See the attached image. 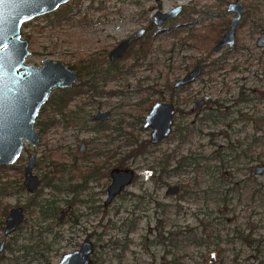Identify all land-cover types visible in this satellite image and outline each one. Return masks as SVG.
Instances as JSON below:
<instances>
[{
	"label": "rangeland",
	"instance_id": "obj_1",
	"mask_svg": "<svg viewBox=\"0 0 264 264\" xmlns=\"http://www.w3.org/2000/svg\"><path fill=\"white\" fill-rule=\"evenodd\" d=\"M93 1L98 0H71L52 13L35 17L24 23L21 27V36L27 39L30 51L26 63L40 66L43 59H50L59 60L67 66L78 67L82 59H94V51L99 46L100 39L110 36V39L105 38L103 42L111 45L113 41L124 36L125 32L120 24L122 21L119 19L120 14L117 15L119 21L114 22V26L110 24L99 26L95 20L97 14L94 10L87 7L84 11V8ZM108 1L115 4L118 2V7H127V9L131 7V11L123 13L125 17L135 11L133 5L128 3L132 0ZM143 1H145L146 10L150 11L149 15L153 14L156 7L163 12L169 11L176 5L185 7V12L181 17L179 16L180 18L164 24L166 31L182 22L191 8L200 10V13L191 15L196 20L191 27H184L182 31L177 30L171 34L165 32L158 36L154 43L156 47L154 57L158 61L155 68L123 76L117 81L108 82L102 86V90H117L116 95L98 96L93 95L94 92H88L76 96L70 105V110H73L75 106L82 107V117L79 120L73 122L70 118L62 119L61 115H55L56 125L50 126L40 134L39 143L35 147L28 145L11 168H0V186L7 184L11 192L2 202L9 206L25 205L30 200L37 203V206L26 214L20 238L15 243L16 252L8 250L3 252L4 258L0 260V264H55L64 253L78 248L85 239H89L94 244V254L90 264H168L171 255L165 256L164 252L168 247H165L167 242H163L167 231L197 227L199 232L202 224L206 226V232L210 235L204 239L208 242V247L206 244L198 247L191 246L188 250L193 257L183 258L185 264H204L205 261H209V264H220V260L221 264H259L260 261H264V205L258 200L253 202L250 191H247L248 186L251 189L254 188L253 178H256L258 185L264 183V173L248 178L250 167L261 165L264 157L259 162L244 158H239L235 162L229 158L227 163L229 166L224 170V175L221 177L217 174L213 175L218 179L213 180L205 173V163L207 165L210 161L207 156L213 158V155L217 153L216 150L223 153V151L226 152L224 149L231 150V147H236L238 144H241L243 148L247 141L250 142L251 135L260 136L264 131V124L262 129L256 130L259 125L256 122L264 113V99H261L264 98V46L256 45V40L262 33L259 27H264V0ZM231 1H239L244 6L242 20L236 30V44L233 51L223 49L217 53L210 52L215 41H213L214 31L209 30V27L213 28L218 22L225 21L224 28H226L227 21L232 17V14L226 11V6ZM257 5H259L258 8ZM251 6H255V9ZM202 11L205 13H201ZM207 11L210 12L209 16L212 13L219 14L218 18L214 16L201 21L205 18ZM64 16L69 17V20L63 18ZM128 26L132 29L136 28L135 24ZM98 29L101 30L98 31ZM28 34L31 35L30 40ZM180 39L187 40L182 49L176 45ZM223 55L227 58L218 71L210 72L209 68L205 67L202 76L180 92V101L176 105L183 109V113L176 114L172 134L161 143L146 148L147 152L138 157L123 160V156L132 154L127 143L148 142L149 139L150 129L142 127L146 110L143 111L142 105L139 107L137 104L143 98H148L147 104L158 99L168 100L167 94L161 97L158 94L148 97V92L142 90L135 93L138 86L146 88L155 85V89H163L166 80L173 84L183 74L184 66L196 61H204L206 64L215 63ZM140 80L143 81L140 82ZM242 86L245 87L243 92L248 98L246 102L239 100ZM51 97L57 100L58 92L54 90ZM206 98L209 100H206L207 102L197 112L191 110L194 100ZM215 100L222 104L217 112L212 109L217 105L211 102ZM147 104L144 107L148 106ZM223 107H228L231 111L225 118L222 116L225 112ZM97 108L111 111L109 126L118 125L122 129L118 132L106 131L105 133L85 130L84 127L92 125L91 116ZM210 108L211 114H209ZM45 112L51 118L54 115L53 110L48 106ZM206 117H216L215 119L220 121L214 124ZM65 121L70 123L65 126ZM183 127L186 129L184 128L179 134L178 129ZM221 131L227 132L228 135ZM186 133H189L188 137L181 138L180 135L185 136ZM80 139L92 140L95 147L100 146L116 151L114 160H123L122 166L118 164L116 166L135 173L130 185L125 187L109 206L105 209L100 208L96 213H91L88 207L79 202V199L87 197L85 192L78 197V194L64 190L69 184L77 183L78 179L66 182L64 180L68 176L64 173L62 179H57L54 183L61 187L60 191L46 186L42 181L49 177L46 173L47 166H50L49 161L65 164L66 168L70 167L71 155H75L76 142ZM173 151L177 154V158L181 156L187 157L188 160H191L193 156L206 158L202 161L203 164H197L198 160H195L198 173L193 171V168H196L195 164L186 163L187 167L181 168L170 176L167 185H161L151 176L153 166L151 162H155L156 157L159 156L162 159ZM258 152L264 156V145L257 147L252 155L255 156ZM30 153L35 154L37 160V166L33 172L41 180L37 193L33 195L27 193L24 188L16 191L17 188H21L20 185L23 182V171L19 170L23 169ZM237 153L238 151L234 154ZM100 160L103 159L100 158ZM211 160L210 164H218L216 158ZM173 166L175 164H172L170 168ZM71 173L78 175V172L72 170ZM194 177L198 178V185L193 192L189 182L193 181ZM176 183L181 185L180 192L166 196L164 192L167 187ZM107 184L106 180H102L100 188L104 191ZM208 184H213L214 189H218L214 191V194L220 197L227 194V188L233 187V190H229L232 200L228 205L222 203L223 201L205 203L207 196L201 191L206 189ZM91 190L99 189L92 188L89 192ZM198 190L200 192L197 193ZM105 195V193L99 194L97 198L99 201L91 205L102 204ZM68 202L72 205L70 216L59 223L57 221L59 211L64 209ZM50 204L59 207L55 218L42 219L38 205H42V209L47 212ZM207 212H210V217L204 215ZM209 218L213 221L207 225ZM133 223L134 229L129 230V226ZM240 228L244 230V234H247L249 230L253 231L250 237L256 240L253 249L238 241L232 245L223 242L234 235V229ZM30 234L33 237L32 241L35 242L32 244L34 245L32 250L37 249L39 252L40 249L39 254L42 255H34L32 260L30 255L27 258L22 257L23 245H31V242L24 241V238L29 237ZM210 252H215L216 255L211 262Z\"/></svg>",
	"mask_w": 264,
	"mask_h": 264
},
{
	"label": "flooded vegetation",
	"instance_id": "obj_2",
	"mask_svg": "<svg viewBox=\"0 0 264 264\" xmlns=\"http://www.w3.org/2000/svg\"><path fill=\"white\" fill-rule=\"evenodd\" d=\"M231 2H234V1H231ZM235 2H239V1H235ZM128 3L133 5V8L135 9V11L132 12V14L130 16H127V17H125L123 15V13L131 11V7H128V9H127V7H118V5H117L118 2H116V4H115L114 2L108 1V0H98V1L90 2L88 4V6H86L84 8V11L87 9V7L90 10H94V12L97 14L95 20L99 24V26H107L108 24L114 26V22L116 23L117 21H119L118 18H117V15L120 14V18L119 19L122 21V22H120V24H122V29H124L125 35L122 36L119 40L113 41L111 45H108L107 42H103L105 40V38H109L110 39L111 38L110 36L109 37L105 36L104 38L100 39L99 46L96 47L95 51H94V59H90V60L82 59L81 61H79V66L78 67L80 69L81 75L79 74L77 69L68 66L69 68L74 70L76 72V74H77L76 82L73 83L71 85V87H69V88H72L75 84H77L79 82L87 83V82H91L92 81V82L96 83V86H97L96 90H95L96 92L93 91L92 88H90V89H88V91H86L84 93H88V92H92L93 93L94 92L93 95H98V96H100V95L113 96V95L118 94L117 90H102L103 89L102 86L106 85L108 82L117 81L123 76L131 75V74H135V73H139V72H143V71H147V70L155 68V66L157 65L158 61L154 57L155 56L154 54L156 52V47H154V43L157 40L158 36L162 35L165 32H166V34H171L172 32H175L177 30L182 31L184 27H187V26L191 27V25L194 24L195 21H196L195 19H193L191 17V15L200 13L199 12L200 10L196 11V10H192V8H191V10L187 14L188 16L187 17H183L184 20L182 22L177 23L176 25H174L173 28H171V30L169 29V30L166 31V28L163 27L164 24H166L167 22H169L171 20H174L175 18H180L181 15H183V13L185 12V7L183 5H176V6H180V10H179L178 14L176 16H174L173 18H170V19L166 20L161 26H157L154 23L153 15L157 11L163 12V11L159 10L158 7L155 8L156 10L153 12L152 15H149L150 11H149V9L146 10L145 1H143V0H132V1L128 2ZM229 3H227V6H228ZM239 3H241V2H239ZM126 4H127V2H126ZM176 6H174V7H176ZM227 6H226V11L228 13L232 14V17H233L235 14L233 12L228 11L227 10ZM243 12H244V6H243ZM201 13L204 14L205 12L202 11ZM209 13L210 12L207 11L205 16H204L205 18L201 19V21H204V19L208 20V19H210V17H214V16L218 18L219 14H213L212 13L209 16ZM231 18H230V20H231ZM230 20L227 21V26H228ZM146 21H147V24H145ZM222 22H224V21H222ZM129 24H132V25L135 24L136 28L132 29L131 26H128ZM227 26H226V28H227ZM226 28H224L223 31L215 39V42L212 45V48H211L210 52H215L213 50V46L218 41V39L221 37V35L223 34V32L225 31ZM210 29H212V26L209 27V30ZM100 30L101 29H98V31H100ZM189 31L191 32L192 30L190 29ZM236 38H237V35H236ZM112 39H113V37H112ZM123 41H128V44H127L125 50L123 51V53H121V55L118 58H116L114 60H111L109 58L110 52ZM186 41H187L186 39L185 40L184 39H180V40H178V44H176V45H178L179 49H182L183 46H185V42ZM235 44H236V39H235ZM235 44H234V46H235ZM234 46L232 48H230V49L228 47H224L221 50L227 49V51H233ZM221 50H219L218 52H220ZM215 53H217V52H215ZM226 53H228V52H226ZM226 58H225V55H223L222 58H219L216 62L214 61L215 63L212 62L211 64H209V63L206 64L204 61H196L193 64L186 65L183 68V74L173 84H170L169 81H167V80L164 82V85H163L164 88L163 89H155V85L154 86H150V87H146V88H141L140 86H138L137 90H135V93H138L139 91L142 90L144 92H148V94H149L148 97L152 96V95H157V94L161 97V95L164 96V95L167 94L168 100H165V99L154 100L153 102H149V103H151L149 105V103L147 104L148 98H143V99L140 100V102L137 104V106L140 107L142 105L141 109H143V111L146 110V114H147L149 109H150V107H151V105L154 102H156V101H163V102L172 103L174 105V108H175V114H174V117H173V126H172V131L170 133V135H171L173 130H174L173 129L174 128V118H175L176 114L179 113V112L183 113V109H180L176 105L180 101L179 100L180 92L182 90H184V88H186V87L190 86L191 84H193L194 82H196L202 76V74L204 73V71H205L204 68L205 67H208L210 72L218 71L220 69V67H222L224 65ZM25 63H26V60H25ZM197 65L201 66V71H200V74L195 78V80L193 82L187 83V84L182 85V86L181 85H176L177 81L182 79L187 73H189L191 70H193V68L195 66H197ZM233 68L235 69V66ZM142 81L143 80H140V82H142ZM84 86L87 88L88 85H84ZM99 87H100V89H98ZM69 88H55V89H53L51 91V93L54 90H56V89H69ZM244 90H245V87L242 86V91L240 92L239 100L246 102V101H248V98H247V95L243 92ZM50 96H51V94H50ZM50 96H49L48 100L50 99ZM163 96H162V98H163ZM75 98L76 97H74L73 99H69L68 102H66V103L65 102H61V105H64V104L68 105L67 108H64L65 111H66V112H64V114L66 116H70L71 115L70 105L75 100ZM259 98H261V96ZM48 100L46 101V103L48 102ZM206 100L208 101L209 99L206 98L204 100H201V99L194 100L193 103H192V109L191 110L193 112H197L201 108V106L204 105L205 102H207ZM259 100H261V99H259ZM197 101L199 103H196ZM184 102H186V101L184 100ZM211 102L214 105L217 104L216 105L217 108L216 107L212 108L213 110L215 109V112L219 111L220 107H222V104L218 103L219 102L218 100L211 101ZM46 103L41 107L40 111L46 105ZM146 104L148 106L144 107V105H146ZM234 106H236V105H234ZM79 107H80V109H82L81 106H79ZM73 108L75 109V107H73ZM212 109L210 110L209 114L212 113ZM223 109L225 111V112H223V115L226 114V116H227L228 114L231 113V111H229L230 108L223 107ZM52 110H54V109H52ZM96 110L108 111L109 112V118L107 120H95V119H93V114H94V112ZM96 110L93 112V114L91 116L92 125L91 126H87V128L84 127L85 130H88V131L90 130V131H92L94 133H105L106 131L118 132V129L119 130L122 129L118 125L117 126L116 125L115 126H109L108 122L110 121V119L112 117L111 116V111H109V110H101L99 108H97ZM39 114H40V112H39ZM141 115L142 114H140V116ZM36 120H37V118H36ZM88 121H90V120H88ZM36 122L37 121H35V123H34V127L39 133V140H40V134L41 133L37 129ZM98 124H101L103 126V128H104L103 131H95V129L98 128L97 127ZM184 128L185 127L178 129V131H179L178 133L181 134L182 133L181 131H183ZM258 129L259 128L256 127V130H258ZM256 130L254 129L253 132L255 133ZM221 133L227 134V132H225V131L224 132L221 131ZM104 135H106V134H104ZM251 136H257V134H253ZM116 137H117V135H116ZM167 138H165V139H167ZM165 139H163L162 141H164ZM39 140H38V143H39ZM80 141H84L85 142L82 150H80L81 146L78 144V142H80ZM148 143L150 144V147L154 146V145H157V144H152L151 145L149 139H148ZM91 144H93L92 140H86V139L78 140L76 142V147L77 148H76L75 155L74 154L71 155V158H70L71 159V162H70L71 169H70V167L66 168L65 164H63V165L61 164V166H62L63 173H66L67 175L66 174L65 175L68 176V178H66L64 181H66V182L73 181V177L72 176H74L76 179H78L77 187H76L77 188V193L71 192V188H74L73 187L74 185H70V184L64 190L66 192H68V193H72V194H75V195L78 194V197L85 192L87 194V197L84 198V199H79V202L81 204H84L86 207H88V209L91 211V213H96L97 211L100 210V208L101 209L102 208L105 209V207L109 206L112 203V201L119 195V194L116 195L108 204H104V201L107 198V188H108V186H109V184L111 182V170L112 169H119V168L116 166L118 160L117 159L114 160V158L116 157V151H114L112 149H110V150L106 149L105 147L101 148L100 146L95 147L94 144L92 145V147H90ZM28 145L30 147H35L36 146V145L33 146V145L29 144L27 141H24L23 142L22 151H21L19 157L16 159V161L14 163H12V164H9V165H0V168H11L12 166H14V164L19 160V158L21 157L22 152L26 149V147ZM146 148H148V146L141 148L143 153L147 152ZM127 155H129V156H125L127 159L129 157H132L131 154H127ZM32 156L34 158V166H33V169H32V174H34L38 178L39 184H38L36 190L34 191V193H29V192H27L26 186L24 185L23 182H24V179H25V175H24V173H25L24 172L25 165H26L27 161ZM100 158H102L103 160H100ZM194 158H195L194 156H193V158L191 157V160H193ZM240 158H245L244 157V152L240 153ZM181 159H182L183 163L180 166V169H178V170H181V168H184V167L188 166V164H186L187 161H188V158L185 157V156H181ZM207 159L210 160L209 162H211L212 161L211 159H213V158L211 156L208 158V156H207ZM209 162L206 165V175L208 177H212L211 179H213V180L217 179L214 176L218 173L217 171H218L219 163L217 165H214V164H210ZM49 163H50V166H47L48 168L46 169L47 176H49V177H47V180H42L45 185L49 182V180H51V177L53 175L52 174L53 169H52L51 165L54 163V161H49ZM193 164H195V166H196L197 165L196 161H194ZM35 166H37V160H36L35 154L30 153L28 155V158L26 159L25 164L23 165V169L21 170V168H20V170H19L20 172L23 171V182L20 185L21 188H19V189L17 188L18 190L16 189V191H19V190L24 188L26 190V192L29 193L30 195H33V194L37 193V190L39 189L40 184H41V180L33 172ZM75 166L77 167V171H75V170L74 171L78 172V175L71 173L72 168L75 167ZM195 166H193V167H195ZM228 166L229 165L226 166V169H227ZM255 166H260V164H257ZM255 166L250 167L248 178L249 177L253 178L255 176L257 177L258 175H260V174H253L252 173V169ZM152 169H153V166H152ZM211 169H213V170H211ZM197 170H198L197 166H196V168H193V171L197 172ZM184 171H185V169H184ZM263 173H264V171L262 172V174ZM133 174L134 175H133L132 180L135 177V173L134 172H133ZM195 178L196 177H194V179ZM55 180H57V179H54V181H52V182L55 183ZM102 180H106V183L108 182V184H107V186H106L104 191H103V189L100 188ZM132 180H131V182H132ZM253 180L254 181H252L253 182L252 184L254 185V188L256 186L258 187V184L256 183L257 182L256 178H253ZM243 181H245V179ZM176 184L179 185V192H180L181 185L178 184V183H176ZM163 185H166V184H163ZM209 187H211V188L209 189ZM238 187H239V185H238ZM92 188L93 189H99V190L98 191L91 190L89 192V190L92 189ZM243 188H244V185H243ZM217 190L218 189H216V188L214 189L213 184H208L206 186V193L205 194L207 196V199H206L205 203L208 204L209 201L216 202V203H219L218 201H223L222 203H224L225 205H228V203L232 200V198H230L229 195L231 193L230 191L233 190V187L232 188H227L226 189L227 194L223 195V197L215 196V194H214L215 192L214 191H217ZM10 193L11 192L9 191V188H8L7 184H5L3 186H0V260L4 258L3 252H5L6 250H8L9 252H16L17 248L15 246V243L17 242L18 238H20L21 228H22L23 224L26 221V214H28V212H30L32 210V208H33L32 205L35 204V202L30 200L25 205L9 206L7 203L2 202V200L7 195H10ZM101 193H105L106 194L105 195L106 197L103 200L102 204H97V205L93 204V205H91L93 202L96 203V201L97 202L99 201L97 198H98L99 194H101ZM164 194H165V192H164ZM237 194L240 195V193H237ZM166 196H170V195H166ZM238 199H239V201L241 200L239 196H238ZM256 201H257L256 199H253V202H256ZM158 205L160 206V204H158ZM15 207H20L21 208L22 214H23V220L21 221V223L12 232H10L8 234H5L6 218H7L8 214H9L10 210L12 208H15ZM217 207H219V206H217ZM67 208H68V212H67V214H65L64 219L62 221H59L58 218H59L60 213L62 211H64V210H66ZM71 211H72V205L70 204V202H68L67 206L64 209L59 211V214L57 216V221L59 223L65 221L66 218L68 216H70ZM207 216L210 217V212H207ZM212 221H213V219L209 218L208 219V225L210 223H212ZM252 232L253 231L249 230L247 232V234H244V230L243 229H241V228L240 229H234L233 230V234L234 235H231L229 239L224 240L223 242L225 244H230V245L237 243V241H238V243L241 242V243L245 244V241H246L245 237L248 236V235L251 237V235H252L251 233ZM31 238H33L32 234H30L29 237L24 238V241L27 240L29 242L31 240ZM85 240H89V239H85ZM253 242L255 243L256 240L254 239ZM26 247H28V244L26 245ZM22 249H23V247H22ZM22 249H21V251H22ZM27 249L28 248H25V252H24V254H22V257L23 258H27L28 255H30L31 260L34 259V255H33L32 251H31L32 248L28 249V251L30 250V252H27ZM29 253H31V254H29ZM93 254H94V252H93ZM93 254H92V256H93ZM92 256H91V260H92ZM15 259L17 260V256L15 257Z\"/></svg>",
	"mask_w": 264,
	"mask_h": 264
},
{
	"label": "water",
	"instance_id": "obj_3",
	"mask_svg": "<svg viewBox=\"0 0 264 264\" xmlns=\"http://www.w3.org/2000/svg\"><path fill=\"white\" fill-rule=\"evenodd\" d=\"M69 1L71 0H0V165L14 163L22 151L24 141L33 146L38 143L39 133L34 123L41 107L53 89L69 88L77 80L76 72L59 60L43 59L40 66L25 63L30 51L28 41L21 37V27L24 23L52 13ZM179 10L180 6H176L166 12L157 11L153 15L154 23L161 26L166 20L176 16ZM227 10L235 15L213 46L215 52L234 46L236 30L243 16V5L239 2H230ZM127 44L128 41L121 42L110 52L109 58H118ZM256 45L264 46L263 32L259 34ZM200 71L201 66H195L177 81L176 85L193 82ZM174 114L175 108L170 102L156 101L151 105L142 124L143 128L150 129L151 144H158L170 135ZM108 118V111L96 110L93 114L95 120ZM78 144L82 150L85 142L80 141ZM33 166L32 156L25 165L23 182L29 193H34L39 184L38 178L32 174ZM263 171L264 161L252 169L253 174H261ZM133 175V171L129 169H112L104 204H108L129 185ZM178 192L177 184L165 190L166 195H175ZM67 212L68 208L60 213L58 220L62 221ZM22 220L21 208H12L6 218L5 234L12 232ZM93 252V243L83 240L78 248L64 253L55 264H90ZM215 256V252H210V262Z\"/></svg>",
	"mask_w": 264,
	"mask_h": 264
},
{
	"label": "trees",
	"instance_id": "obj_4",
	"mask_svg": "<svg viewBox=\"0 0 264 264\" xmlns=\"http://www.w3.org/2000/svg\"><path fill=\"white\" fill-rule=\"evenodd\" d=\"M253 7V9H255V6H251ZM259 7V5H257V8ZM63 18H67V20H69V17L64 16ZM226 24V22H218L217 26H213L212 30L214 31V39L213 41H215V39L218 37V35L223 31L224 29V25ZM257 28V27H256ZM218 29V30H216ZM259 30L261 32L264 31V27L261 26L259 27ZM28 38L29 40L31 39V35L28 34ZM223 62V61H222ZM79 66V64H78ZM70 67H73L75 69H77V71L80 73V69L79 67H77L76 65H71ZM84 85H88L87 88ZM96 83L94 82H87V83H82L79 82L77 84H75L72 88L69 89H56V91L59 94V98L57 100H53V98L51 97L48 102L46 103V105L43 107V109L40 112V115L38 117V120L36 122V126L39 129L40 133H43V131L47 128H49L50 126H54L55 124V115H61L62 119L64 118H70L71 121L75 122L77 120H79L82 117L81 114V109L79 106H75V109L71 110V115L70 116H66L64 114L65 109L67 108V104L61 105V102H68L69 99H73L76 96L81 95L82 93L88 91V89L92 88L93 91L96 90ZM96 92V91H95ZM264 97V94H263ZM264 99V98H261ZM46 106L50 107V109H54V115L53 117H49V115L47 114V112H45L46 110ZM79 107V108H78ZM73 112V113H72ZM79 114V115H78ZM224 118L227 117L226 114L222 115ZM216 118V117H215ZM214 117H206V119L208 121H211L214 124H217L220 120H216ZM68 121V120H67ZM69 122H64V125L67 126ZM256 124L258 125V128L262 129V124H264V113L263 115H261V117L258 118V122H256ZM98 128L95 129V131H103L104 128L101 124H98L97 126ZM119 130V129H118ZM189 133L184 135H180L181 138H186L188 137ZM127 146H129L131 148L132 151V158H136L138 155H140L142 152L143 147H150V144L147 141L144 142H140L137 143V141H130L129 143L126 144ZM135 145V146H134ZM146 145V146H145ZM264 145V131L260 136H252V138L250 139V142H246L244 147L242 148L241 144H238L236 147H231V150H227L224 149L226 152L223 151V153H219L216 150V154H214L213 159H217V162L219 163L218 165V170L219 172L217 173L218 177L223 176L224 174V170L226 169V166L228 165L227 163L229 162V158L233 159L235 162L237 161V159L240 158V153L244 152V159L248 160V161H260L264 156L262 155V153H259L255 156L252 155V153L255 151V149L259 146H263ZM141 151V152H140ZM238 151L237 154H234ZM175 151H173V153L168 154L166 156H164V158H159L156 157L155 162H151L153 164V169H152V174L151 176L155 178V180H157L158 183H160L161 185L166 184L167 185V181L170 178V176L178 171V169H180V166L182 165V159L181 157L177 158V154L174 153ZM234 154V155H233ZM206 157L203 156H198L196 159L194 158L193 160H188L187 163L191 164L193 163L195 160L198 163H202L203 160H205ZM127 158L124 156L123 160H126ZM122 160V158H121ZM123 160L120 161V159L117 161V164L119 166L123 165ZM247 161V162H248ZM175 162V163H174ZM172 164H175V166H173L172 168H170L172 166ZM59 165L61 164H55L54 163L51 165L52 166V177L51 180H49V182L46 184L47 186H51L52 188H54L55 190L60 191L61 187L57 186L56 184H54L52 181H54V179H58L61 180V178L63 177L64 173L62 171V166ZM72 170L77 171V167H73ZM198 173V172H197ZM205 173H206V163H205ZM59 174V175H58ZM58 176V177H57ZM73 180H75L76 178L74 176ZM218 179V178H217ZM198 178L193 179V181L189 182V184L191 185V189L194 192L195 187L198 185L197 181ZM74 188H71V192L77 193V183L74 184L73 186ZM246 188V185H245ZM247 191H250V197H252L253 199H256L258 201H260L263 205H264V183L262 185H258V187H255L252 189L248 186ZM189 192V191H188ZM200 192L199 190L197 191V193ZM203 194L206 193V189H204L203 191H201ZM196 194V192H195ZM258 197V198H257ZM206 201V200H205ZM219 202V201H218ZM37 206V203L33 204L32 207ZM39 207V213L42 216V219H46V218H51L54 219L55 215L57 213V211L59 210V207L56 205H51L48 207L47 212H45L42 208V205H38ZM204 215H207L206 213ZM134 223L131 224V226H129V230L134 229ZM208 225V224H207ZM198 233V234H197ZM209 233L206 232V226L204 224H202V228L199 232H197V227H184L181 230H175V231H167V236L164 237L163 242H167L165 244V247H168L164 254L165 256L167 255H171V259L170 262H168V264H185L183 261V258L188 257H193V255L189 252L188 249H190L191 246H202L203 244H206V247H208V242H206L204 239L206 236H208ZM161 236V235H160ZM210 236V235H209ZM218 239H220V236H217ZM33 238H31V240L29 241V243L31 242V245H28V247H26L25 245H23V251L25 252V248H32L33 242L32 241ZM246 241L245 244L248 247H251L253 249V246L255 245L253 242V239L250 238V236H246L245 237ZM162 241V240H161ZM219 242V241H218ZM39 245V244H38ZM40 246V245H39ZM27 252H30V250ZM47 250H49V248H47ZM257 250V249H256ZM33 255H39L42 256L39 249V252L37 249L35 250H31ZM258 251V250H257ZM178 252L180 254H178ZM200 256H203V254H200ZM47 257H45L46 259ZM164 259V258H163ZM221 264V260L219 262ZM195 264V263H194ZM199 264V263H196ZM204 264H209V261H205ZM259 264H264V261H260Z\"/></svg>",
	"mask_w": 264,
	"mask_h": 264
}]
</instances>
